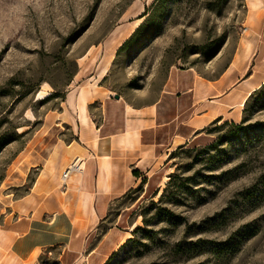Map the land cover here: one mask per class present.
<instances>
[{"label":"rangeland","instance_id":"obj_1","mask_svg":"<svg viewBox=\"0 0 264 264\" xmlns=\"http://www.w3.org/2000/svg\"><path fill=\"white\" fill-rule=\"evenodd\" d=\"M171 73L191 90L165 93ZM263 75L264 0H0V264L92 263L114 233L127 240L94 255L102 264H264V82L242 96ZM232 83L221 103L237 104L242 129L214 121L210 143L176 148L93 226L60 187L73 156L37 182L70 138L44 126L68 90L157 104L159 121L181 124L188 106L189 117L209 111L205 120L223 112L213 95Z\"/></svg>","mask_w":264,"mask_h":264},{"label":"crops","instance_id":"obj_2","mask_svg":"<svg viewBox=\"0 0 264 264\" xmlns=\"http://www.w3.org/2000/svg\"><path fill=\"white\" fill-rule=\"evenodd\" d=\"M171 75L165 85L169 90H164L165 93L176 95L191 90V86L179 87L175 75ZM253 75L254 73L249 79ZM263 82L264 75L257 81H248V89L242 94L243 102L247 95ZM192 84L193 87L197 85V80L193 79ZM236 87L233 83L222 87L213 97L220 105L224 104L221 101L226 102L225 95L230 93L231 88L235 90ZM95 103L100 106L97 113L92 107ZM224 105L226 108L223 112L207 120L204 117H208L209 111L205 110L189 117L188 106L184 111L188 121L170 124L159 121L157 104L128 109L129 105L122 99H111L107 95L95 96L86 90L70 89L64 102L60 104L59 111L50 110L44 116L47 132L53 127L64 126L69 131L70 138L65 139V134L64 139L61 138L55 143L54 146L61 154L54 156L48 166H45L46 160L39 165L37 182L44 184L48 173H59L67 158L81 153V158L84 159L83 171L71 176L67 186L73 190V194L76 193L78 219L87 229L89 224L93 226L106 217L110 203L120 200L138 186L141 180L146 178L144 173L152 172V175L161 170L167 157H170L176 148L192 143H210L211 137L205 130L211 123L239 122L241 115L235 113L237 104ZM231 114L235 115L232 120L229 119ZM73 144L75 146L72 147ZM160 159L162 160L159 161ZM133 171H138V175H134ZM150 180L151 178L148 182ZM155 185L158 187L159 182ZM108 235L103 238L100 247L92 248L90 257L93 262L88 264H102L104 259L100 261L94 255L100 252V255L107 258L123 241L117 240L115 233L111 237Z\"/></svg>","mask_w":264,"mask_h":264},{"label":"built area","instance_id":"obj_3","mask_svg":"<svg viewBox=\"0 0 264 264\" xmlns=\"http://www.w3.org/2000/svg\"><path fill=\"white\" fill-rule=\"evenodd\" d=\"M83 166L84 159L78 156L74 157L60 174V187L62 189H66L67 181L71 178V176L81 173L84 168Z\"/></svg>","mask_w":264,"mask_h":264},{"label":"trees","instance_id":"obj_4","mask_svg":"<svg viewBox=\"0 0 264 264\" xmlns=\"http://www.w3.org/2000/svg\"><path fill=\"white\" fill-rule=\"evenodd\" d=\"M140 31V27H138L135 31H134V33L132 34V36L130 37V38H132L133 36H135L138 32ZM128 41H129V39L127 40V41H125L124 43H123V45L122 46H125L127 43H128ZM262 87H264V84L260 87V88H262ZM256 91V90H255ZM254 91V92H255ZM225 123H227V122H225ZM224 123V124H225ZM229 123H233V126H234V128L236 129V130H240V129H242V121H241V123L240 124H235L234 122H229ZM214 145V144H213ZM138 171H133V174L134 175H138ZM176 175L177 174H174V173H172V174H169V181L166 183V187H165V189H164V192L162 193V195L169 189V187L170 186H172L173 185V183H174V180H175V178H176ZM162 195L160 196V199L162 198ZM168 214L169 215H174L172 212H170V211H168Z\"/></svg>","mask_w":264,"mask_h":264},{"label":"bare ground","instance_id":"obj_5","mask_svg":"<svg viewBox=\"0 0 264 264\" xmlns=\"http://www.w3.org/2000/svg\"><path fill=\"white\" fill-rule=\"evenodd\" d=\"M249 94H251V93H249ZM248 94V95H249ZM248 95H247V97H248ZM48 96V94L47 93H42V92H40L39 94H37V97H36V100H42V99H44V98H46ZM247 97L245 98V100L247 99ZM244 100V101H245ZM243 105V104H242ZM33 118V116H31V119ZM28 119H30V118H28ZM167 179H168V177L167 176H165L163 179H162V182H166L167 181ZM127 240V238H125V239H123V241L121 242V244L120 245H122L125 241Z\"/></svg>","mask_w":264,"mask_h":264},{"label":"water","instance_id":"obj_6","mask_svg":"<svg viewBox=\"0 0 264 264\" xmlns=\"http://www.w3.org/2000/svg\"><path fill=\"white\" fill-rule=\"evenodd\" d=\"M118 98H119V96H118V95H116V96H115V99H118Z\"/></svg>","mask_w":264,"mask_h":264}]
</instances>
